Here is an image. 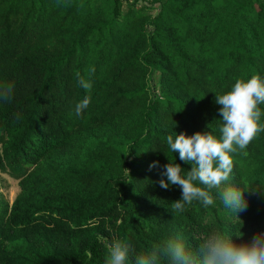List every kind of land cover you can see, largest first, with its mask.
<instances>
[{
  "label": "trees",
  "instance_id": "16d2710c",
  "mask_svg": "<svg viewBox=\"0 0 264 264\" xmlns=\"http://www.w3.org/2000/svg\"><path fill=\"white\" fill-rule=\"evenodd\" d=\"M256 74L264 0H0V87L14 86L0 172L19 185L12 202L0 194V264H105L115 239L135 264L170 239L194 251L213 229H239L236 243L264 232V131L233 154L213 205L175 212L181 188L159 183L169 159L193 166L166 138L218 135L216 94ZM242 180L252 189L235 214L218 192Z\"/></svg>",
  "mask_w": 264,
  "mask_h": 264
},
{
  "label": "clouds",
  "instance_id": "9594fccd",
  "mask_svg": "<svg viewBox=\"0 0 264 264\" xmlns=\"http://www.w3.org/2000/svg\"><path fill=\"white\" fill-rule=\"evenodd\" d=\"M94 72V69L92 70ZM80 85L90 91L92 83L80 78ZM13 85L0 87V100L9 101ZM215 102L220 105L219 134L214 131H197L192 135L181 132L169 135L166 143L173 156L179 157L193 166L185 171L178 163L172 162L163 166L161 173L165 179L160 180V187L168 189L169 184L177 185L182 190L180 199L173 202V211L179 212L194 201L205 207L214 204L212 189H221L228 181L234 168L233 154L244 150L264 131L262 113L259 105L264 104V78L259 74L250 79H237L230 90L217 95ZM90 97L86 96L76 104L75 114L81 115L88 107ZM158 166L153 162L149 167ZM244 187H225L218 192L219 199L226 209L244 210L247 207L245 191L252 189L246 180L241 181ZM237 216V215H236ZM239 229H213L200 238L194 251H189L180 238L170 239L161 244H154L146 254L136 257L135 264H160L162 258H168L169 264H264V232H258L250 241L236 243L233 237H240ZM131 245L122 239L113 240L108 247L105 264H130Z\"/></svg>",
  "mask_w": 264,
  "mask_h": 264
},
{
  "label": "rangeland",
  "instance_id": "374dc122",
  "mask_svg": "<svg viewBox=\"0 0 264 264\" xmlns=\"http://www.w3.org/2000/svg\"><path fill=\"white\" fill-rule=\"evenodd\" d=\"M19 192L18 181L8 173L0 172V194L12 202Z\"/></svg>",
  "mask_w": 264,
  "mask_h": 264
}]
</instances>
